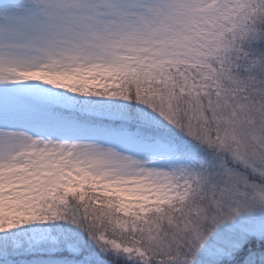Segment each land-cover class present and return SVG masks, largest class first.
Returning a JSON list of instances; mask_svg holds the SVG:
<instances>
[{"label": "snow or ice", "instance_id": "snow-or-ice-1", "mask_svg": "<svg viewBox=\"0 0 264 264\" xmlns=\"http://www.w3.org/2000/svg\"><path fill=\"white\" fill-rule=\"evenodd\" d=\"M0 264H264V0H0Z\"/></svg>", "mask_w": 264, "mask_h": 264}]
</instances>
